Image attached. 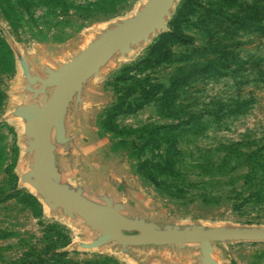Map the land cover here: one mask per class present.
I'll return each mask as SVG.
<instances>
[{
    "label": "rangeland",
    "instance_id": "rangeland-1",
    "mask_svg": "<svg viewBox=\"0 0 264 264\" xmlns=\"http://www.w3.org/2000/svg\"><path fill=\"white\" fill-rule=\"evenodd\" d=\"M146 1L0 0V264H203L197 243L89 247L99 234L78 216L50 209L31 178L22 180L33 153L25 132L31 119L18 109L40 105L53 90L36 78L58 72L88 43L133 19ZM185 2L173 0L162 29L126 53L115 52L84 81L62 118L68 141H56L50 127L51 180L99 205L110 200L106 192L115 193L121 200L110 203L119 215L157 231L264 227V215L232 209L236 194L256 187L246 177L264 170L256 161L264 156V23L261 33L226 41L236 56L230 76L191 83L176 98L165 91L170 77L184 73L193 49L203 45L194 17L183 15ZM173 32L191 37L193 46L166 41ZM236 99L248 103L244 114L218 123L207 117L211 101ZM190 114L201 115L199 123ZM96 136L101 152L119 156L118 184L100 179L99 170L92 174L86 168L92 160L83 162V144ZM90 147L94 156L96 146ZM210 247L216 264H264V241Z\"/></svg>",
    "mask_w": 264,
    "mask_h": 264
},
{
    "label": "water",
    "instance_id": "water-1",
    "mask_svg": "<svg viewBox=\"0 0 264 264\" xmlns=\"http://www.w3.org/2000/svg\"><path fill=\"white\" fill-rule=\"evenodd\" d=\"M173 0H147L141 12L133 19L115 24L76 56L65 63L58 72L48 71L44 80L36 78L42 88H52L51 95L40 105L28 104L18 109L22 116L31 119L25 132L32 140L28 151L33 153L32 164L22 180L31 178L32 187L44 198L50 209L63 211L81 218L98 234L89 247H97L108 241L122 247L138 245H182L197 243L203 264H216L211 258L212 242L264 241V227L214 228L208 230H154L150 225L119 215V206L105 200L104 205L92 203L52 182L55 177L50 160L49 130L54 128L56 141L65 144L62 118L72 97L80 92L81 85L112 54L129 51L130 46L146 41L148 36L163 28ZM127 232H134L127 234Z\"/></svg>",
    "mask_w": 264,
    "mask_h": 264
},
{
    "label": "trees",
    "instance_id": "trees-1",
    "mask_svg": "<svg viewBox=\"0 0 264 264\" xmlns=\"http://www.w3.org/2000/svg\"><path fill=\"white\" fill-rule=\"evenodd\" d=\"M182 11L187 18L194 17V24H197L198 31L202 34L203 45L199 49H193L190 54L191 59L188 61L189 66L185 68L184 73L170 77L165 91L176 98L181 94L180 91L191 83L202 79L213 81L232 74L231 69L236 63V56L230 49L231 47L225 46V43L226 41L234 42L239 33H257L262 30H259L258 25L264 23V0H186ZM189 21L190 19L186 20V22ZM164 39L186 47H191L194 43L191 37L175 32L166 34ZM1 47L5 48L7 53L9 52L3 42H1ZM193 53L197 55V58ZM260 83H264V80H260ZM247 104L244 100L237 99L230 100L225 104L222 101L213 103L211 101L210 109L206 115L213 120V123H218L229 116L244 114ZM180 108L182 107L178 104V110ZM191 118L194 122L199 123L202 116L187 115V119ZM258 159V163L263 165L264 156L258 157L256 161ZM165 162L167 165L168 159ZM260 172L259 177L251 174L250 177H246V179L251 178L252 184L256 187H253L252 191L244 197L236 194V202L232 204L233 210L237 211L248 207V209L255 210L260 216L264 215V186L255 183L256 179L260 184L264 181V170L260 169ZM248 184L250 185V182Z\"/></svg>",
    "mask_w": 264,
    "mask_h": 264
},
{
    "label": "crops",
    "instance_id": "crops-1",
    "mask_svg": "<svg viewBox=\"0 0 264 264\" xmlns=\"http://www.w3.org/2000/svg\"><path fill=\"white\" fill-rule=\"evenodd\" d=\"M80 103H81L80 105L82 106L84 104V101H81ZM82 143H84V142H82ZM101 144H102V140L98 136H96L94 138H90V140H87V143L83 144L84 145L83 148L86 149V151H87V152H85L86 157L82 158L83 162H84V160H86V162H89V160H92L91 161L92 164H86L85 163L86 168L88 167V169H90V171H92V174L94 172H97V170H99V172H101V174L99 175L100 179H103L106 177L107 179L105 181H111L114 184L115 183L118 184L121 182V179L123 178L122 173H119V175L116 174L117 170L120 172L122 171V170H120L119 156L116 153H108L107 154V153H105V151L101 152L99 150L103 147V145H101ZM94 145L96 146L94 149L95 150L94 152H96V154H94V156H93V154H91L93 152H88V151L90 148H92L90 146H94ZM97 149H98V151H97ZM101 153H102L103 157H101ZM91 158H94V159H91ZM103 167H104V171H101ZM104 196L109 198L112 203H119L121 200V197L116 195L115 193L106 192V194H104ZM167 249L171 250L170 248H167ZM176 249H178V247ZM183 263L186 264L185 262H183ZM187 264H191V263L187 262Z\"/></svg>",
    "mask_w": 264,
    "mask_h": 264
}]
</instances>
